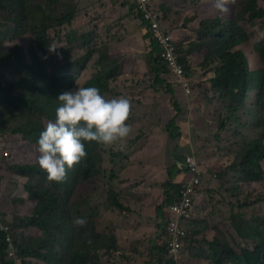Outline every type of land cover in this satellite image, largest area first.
<instances>
[{"label": "rangeland", "instance_id": "374dc122", "mask_svg": "<svg viewBox=\"0 0 264 264\" xmlns=\"http://www.w3.org/2000/svg\"><path fill=\"white\" fill-rule=\"evenodd\" d=\"M59 1L60 4L57 6L54 4V9L50 10L51 12L44 15L42 19L43 22L50 23L52 26L50 35L53 45L50 53L41 55L39 51L42 60L51 73L60 67L70 69V66L81 62L93 50L97 49V45L101 46V44L107 43L102 29H98L96 45L83 47L80 44L85 38L84 36L90 34L88 38H91L96 35L95 32L88 31L90 28L93 30L95 20L105 14V8L116 9L113 0L110 3H105L106 0H73L74 6L81 12V17L78 18L77 16L73 23L76 25L72 28L71 25L56 24L62 13L70 11L68 0ZM232 1L238 3L241 0ZM125 2L129 5L123 7V2L116 5L122 7L120 15L112 12L111 23L113 25L111 28H113L112 31L115 29V37L120 41L136 34L137 37H141L139 35L145 32V30L140 29L139 31L133 26L135 21H133L132 2L134 1L125 0ZM152 2L154 6L160 8L163 14L161 15L164 16V27L172 32L174 39L178 41L191 89L190 94L187 95L183 88L171 79L173 89H181L186 98V110L182 114L186 120V126L183 128V133L181 131V141L177 139L171 142L169 138L167 146H162L153 141L146 143L157 150L154 158L148 160L153 168L151 169L149 165L147 171L143 172L139 179L133 177L135 180L133 181L134 187L142 190L143 183H146V186L151 188L155 201L147 204L138 202L145 206H137V203L134 206V211H126L127 214H125L124 209L117 207L116 200L121 202V197L116 191L118 186L125 183V177L122 167L117 166L118 163L113 159V155L119 157L124 149L128 151L138 139L146 136L150 129H153L151 126H144L139 129V132L136 128H130L133 141L129 140L124 143L119 140L112 145L102 144L100 148L102 158L99 164L102 171L92 180L83 181L79 177L76 179V171L80 165L75 162V172L69 174L67 181L60 182L62 185L60 191L65 195L63 201L67 204L66 184L68 181L72 182V194L69 203L74 218L85 217L86 219V217H90V220L97 222L99 232L107 237L106 243L103 240L102 264H157L159 251L163 247L164 237H166V219L165 216L164 221L161 219L158 210L163 204H158L156 201L162 197L165 183L169 180L174 163H178L179 167L189 175L183 184L190 181L191 174L184 162L186 157L192 156L203 168L200 178L203 176L195 194L196 206L191 226L189 227L187 223L183 225L187 229L190 228L194 238H197L193 242L192 240L187 242L189 258L186 260V264H212L216 250L211 243L217 241V244L226 247L229 251H239L244 242L236 224L239 228L242 226L244 229H248L246 224L248 221L256 222L259 216L264 217V174L262 180L253 181L240 172L244 155H247L258 141L264 139V105L258 102V84L249 90L247 98L241 100V102L245 101L243 102L244 105L235 99H231L229 91L220 93L212 82V78L216 75V70L221 64L219 59L213 60L211 63L205 59L207 50H199L198 48V50H194L196 46L191 48L188 45L191 42L195 44L199 40L212 43L211 38L201 31L203 23L213 21L215 18L222 22L230 21L232 18L233 21H238L240 29L248 34V41L238 44L233 51L245 52L249 56L250 67L254 69L257 64L261 65L260 62H262L256 54L255 48H257V43L260 40H264V19L248 22L245 17H239L237 20L236 12L239 8L234 7L233 2L228 4V0H224L228 12L222 11L216 6L217 0H152ZM261 6L264 7V2H261ZM56 8L58 9L57 12L54 11ZM86 10H88L86 15L90 18L84 16ZM8 13L6 9L0 8V19H2L0 20V40L7 47V51H10L13 45H17L25 51L30 50L34 45L30 35L11 40L10 31L14 24L6 21ZM77 26H81V31L74 36ZM93 39L95 41V38ZM208 45L211 46V44ZM143 47L145 54L148 55V47L144 41ZM96 51L94 59L88 62L86 69L75 71L73 72L74 75L71 73L73 70L70 73L64 72L65 75L76 78L75 88L84 87L88 81L97 75L96 73L101 71L93 63L100 59L98 55L100 49L98 48ZM149 58L146 57L144 60L127 59L128 64L123 70L126 75L124 74V77L120 75L116 79L110 80L111 88L118 86L126 90L134 88L133 92L130 91L131 95H127L130 101L129 115L133 117L137 112L135 106L141 103L140 96L136 92L152 88L153 94L158 98L159 95H163L161 93L166 91L164 89L166 86L159 85L157 89L153 87L155 78L150 72ZM119 71L122 72V69ZM117 96L126 97L123 92V94H107L106 98L110 99ZM176 102L179 100L177 99ZM30 117L32 116L21 112L12 120L8 117L5 118L10 130L5 136L16 135L11 130L27 122ZM125 122H128V117ZM44 123L46 125L48 121H44ZM173 124L176 128L179 127L178 121H173ZM163 129L159 131L166 137ZM14 138L12 142L4 139V145L0 146L13 152L10 159L0 157V209L7 218L4 220L5 224L9 223L8 219L12 221L13 217L16 216L17 218V215H30L35 206V202L29 199L26 192V185L34 179L33 175L21 176L15 171V167L22 165L10 164H13L14 160L16 163L28 164V166L38 164L37 144L27 140L25 143H20L22 137H19L20 139ZM4 149H0V156L3 155ZM175 152L179 158L182 157L180 162H177L179 158L175 157ZM138 168L143 169V164L138 165ZM262 168H264L263 163ZM32 182L36 183V180ZM124 206L126 205L124 204ZM3 208L7 212L4 211V213ZM121 227L127 231L125 236L119 232ZM71 228H73L72 225ZM240 229L242 230V228ZM23 232H26L32 239L40 240L44 237L49 239V236L37 228H15L16 246L18 241L20 242ZM115 241L117 248L109 249L110 245L116 244ZM118 241L123 248L121 254L118 253L121 250ZM18 264L39 263L30 258L25 263L20 261Z\"/></svg>", "mask_w": 264, "mask_h": 264}, {"label": "trees", "instance_id": "16d2710c", "mask_svg": "<svg viewBox=\"0 0 264 264\" xmlns=\"http://www.w3.org/2000/svg\"><path fill=\"white\" fill-rule=\"evenodd\" d=\"M68 1L70 11L62 13L58 17L56 24L61 26L67 24L73 28L76 25L73 23L77 16L78 18L81 17V12L74 6L73 0ZM133 1L132 13L133 21H135L133 26L139 31L143 29L146 32L142 41L146 43L149 51L148 55L144 52V56L150 57V72L155 78L153 87L157 89L159 85L162 87L166 86L164 89L170 92L173 89L172 82H170L173 78V72L168 64L162 62L164 48L152 26L153 20L156 18L160 23H163L164 16H162L160 8L154 6L152 0L148 11L153 14V17H147V11L142 10L143 7L141 9V0ZM110 2L111 0H106L105 3ZM112 2L115 4L116 9L111 7L105 8V14L97 18L93 23V30L90 28L88 31H93L96 35L88 38L90 36L88 34L80 42L83 47H89L92 44L96 45L98 29H102L103 35L105 38H108V40L106 39L107 43L101 44V46L97 45L100 49V52H98L100 59L93 62L101 71L96 73L97 75L84 85V87L96 86L104 97L116 88H111L110 80L116 79L120 75L123 77L125 74L123 70L128 64L127 59H139L141 55H136L133 47L125 48V46L115 52L117 56L112 55L111 47L108 43L120 41L115 37L116 31H112L113 28H111V25H113L111 23L113 19L112 12L120 15L122 7L116 5L122 2L124 3L123 7L129 5L125 0H113ZM232 2L234 7L239 8L236 12L237 20L239 17H245L248 22L264 19V7L261 6V2H264V0H241L238 3L228 0V4H232ZM54 4L57 6L60 4V1L0 0V8L6 9L9 12L6 16V21L14 24L10 31L12 35L11 40H17L20 37L30 35L34 41L33 47L28 51L19 48L17 45H13V48L7 51V47L0 40V146L4 145V139L12 142V139H15L14 137L16 139L22 137L20 143H25V140H27L36 144L40 132L46 126L44 121L55 118V109L59 104V101L56 99L58 95L61 92L75 89L76 78L71 75H65L64 72L70 73L71 70L75 72L86 69L88 62L94 59L95 52H97L98 48L93 50L81 62L70 66L68 70L60 67L52 71V73L49 71L41 55L49 54L52 48L53 43L50 35L52 26L50 23L43 22L42 19L44 15H48L54 9ZM54 11L57 12L58 9L56 8ZM87 13L88 10L84 12V16L90 18L86 15ZM231 19L230 21L222 22L220 19L215 18L213 21L203 23L201 31L211 38L212 43L199 40L195 44L191 42L188 47L192 48V46H196L194 50H207L205 59L211 61V63L213 60L219 59L221 64L216 70V75L212 78V82L220 93L229 91L231 99L241 102V100L247 98L249 90L255 84H258V102L264 105V40H260L257 43V48H255L256 54L262 61L260 62L261 65L257 64L253 69L250 67L249 56L245 52L233 51L235 46L248 41V34L243 29H240L238 21ZM164 29L166 28L164 27ZM80 31L81 26H77L76 34L73 35L76 36ZM167 31L173 36L172 39L176 45L175 54L185 69L178 41L174 39L172 32ZM93 38H95V41ZM125 40L124 38L121 43L124 44ZM208 44H211V46ZM119 69H122V72ZM21 112L32 117L27 122L11 130L16 135L12 137L5 136L10 131L5 118L8 117V119L12 120L13 117L19 116ZM167 130L170 132L171 141H173L175 136L179 137V141H181V130L174 126L172 120H170ZM101 147L102 143L95 141L85 142L87 154L78 161L80 168L76 171V179L79 177L83 181H88L100 174L102 171V167L99 165L102 158L100 153ZM0 149L4 148L0 147ZM12 153L10 149H4L3 155L0 157L2 159H10ZM262 163L264 164V139L258 141L255 147L247 155H244L240 172L250 180H262L264 174ZM16 164L22 165L15 167V171L19 175L30 174L34 177L26 185V192L29 199L35 202V206L30 215H17V218L16 216L12 218L10 224H12L14 236H16L15 228H37L49 236V239L45 237L40 240L32 239L26 232H23L20 242L18 241L19 245L17 243L16 246V242L15 244H11L8 241V234L0 227V264H18L17 260L10 256L12 250L16 251V254L18 252L19 258L23 259L24 262L31 258L37 260L39 264L44 262L47 264H102L101 252L104 250L103 240L106 243L107 237L99 232L97 222L92 221V219L90 220V217H86V219L85 217L74 218L72 207H70L69 203L72 194V182L68 181L66 184L67 204L63 201L65 195L60 191L62 187L60 182L67 181L69 174L75 172L74 165L66 170L63 180L54 181L48 179L47 173L38 164L28 166V164L16 163V160H14L13 164L10 165ZM173 172V170L170 172V181L165 183V202L158 208L160 217L163 220L165 216L164 208L168 203L178 201L180 199V191L182 190L183 183L172 179ZM35 180L36 183L32 182ZM116 201L117 207L125 209L124 204L118 200ZM2 211L6 210L3 208ZM3 217L5 218L4 215ZM80 218L85 223H77V219ZM165 219L167 221V216H165ZM246 224L248 229L240 226L242 230L236 224V228H238L244 242L239 251H229L226 247L217 244V241L211 243L216 250L212 264H264V217L259 216L256 222L248 221ZM71 225L73 228H71ZM188 226L190 227L191 224ZM188 233L187 241L192 240L193 242L197 240V238H194L190 228L188 229ZM108 248L116 249L117 245L113 243ZM159 252L157 264H170L166 244L160 248Z\"/></svg>", "mask_w": 264, "mask_h": 264}, {"label": "clouds", "instance_id": "9594fccd", "mask_svg": "<svg viewBox=\"0 0 264 264\" xmlns=\"http://www.w3.org/2000/svg\"><path fill=\"white\" fill-rule=\"evenodd\" d=\"M216 6L223 8L222 0H217ZM257 89L259 92V87ZM56 99L59 104L55 109V118L48 121L36 141L39 154L37 162L47 173L49 180L61 181L66 175V170L86 156L85 142L95 141L112 145L129 135L130 127L125 121L129 115L130 101L124 96L105 98L96 86L67 90L61 92ZM193 217L194 213L186 222L187 225L191 224ZM76 222L85 223L82 218ZM13 237L16 242L14 232ZM11 252L10 256L17 262H24L19 258L18 252L15 256H12ZM187 252L189 251L186 244L185 263L189 258Z\"/></svg>", "mask_w": 264, "mask_h": 264}, {"label": "crops", "instance_id": "0c3cea01", "mask_svg": "<svg viewBox=\"0 0 264 264\" xmlns=\"http://www.w3.org/2000/svg\"><path fill=\"white\" fill-rule=\"evenodd\" d=\"M222 2L224 7L219 9L228 12V10L226 9L225 2L223 0ZM162 24L164 25V23ZM145 33L146 32H143V34L141 35L138 34L141 37H137L136 36L137 34L131 35L130 38L126 39L123 42L124 44H122L121 41L109 42L108 44L111 47L112 55L117 56L115 52L123 48L124 46L125 48L133 47V49L136 52V55L141 54L139 56V59L144 60V58L146 57L144 56L145 50L142 45L143 43L142 40ZM106 39L108 40V38ZM133 90L134 88H129L128 90H126L125 88L116 87L113 91L107 94H111V93L123 94L124 92L127 97L128 94L131 95L130 91L133 92ZM152 91L154 92L152 88H148L143 91L136 92V94L140 96L141 103L135 106V110L137 111L135 117L128 115L129 123L127 122V124L129 125L130 128H136L137 132H139V129L144 126H151L153 127V129H150V132L146 136H144L141 139H138L136 141V144L133 147L129 148L128 151L124 149L119 157L113 155V159H115V162L118 163L117 166L122 167L123 176L125 177L124 178L125 183L118 186L116 191L121 197V203L122 204L124 203L126 205L124 209L125 214H127L126 211L129 212L131 210L134 211L135 209L134 206H136L138 202H144L145 204H147V203H154L155 201V198H153L152 196L153 195L152 190L151 188L149 189L146 186V183H143L142 190H139L138 188L134 187V182H133L135 181L134 178L139 179L142 173L143 172L145 173L147 171L149 165L151 169L153 168L152 164H149L148 160L154 158L155 154L157 153V150L156 148L154 150L153 148H151L152 146L146 143L153 141L162 146L164 145L167 146L168 139L170 138V132L167 131V126L170 123V120L178 121V126H179L178 128L179 130L182 131V133H183V128L186 126V120L182 116L183 111L186 110V104H185L186 98L184 97L185 94H183V91L181 89H172L170 92L166 90L164 93H161L163 95L162 96L159 95L158 98H156V96L153 94ZM107 94L105 95V98ZM177 99L179 100V102H176ZM160 129H163V131L166 133V137L164 134L160 133L159 131ZM132 139L133 136L129 133V135L123 138L122 141L124 143H127L129 140L133 141ZM177 139L179 140V137L175 136L173 141H171L172 140L171 138L170 141L174 142V140ZM175 154H176L175 157L179 158L176 152ZM181 159L182 157H180L177 162H180ZM142 164H143V169L138 168V165H142ZM172 170L174 171L172 179L178 181L179 183L180 182L183 183L185 180H187L189 176L188 173H186L183 169H181L178 163L173 164ZM131 185L133 186L131 187ZM163 199H165L164 192L162 194V197L158 199L156 203L158 202V204L161 203L163 204L165 202ZM137 206L143 207L145 205L138 203ZM119 232H122L124 236L127 233L124 227L119 228ZM118 244L121 248V250L118 253L121 254L123 248L119 241Z\"/></svg>", "mask_w": 264, "mask_h": 264}, {"label": "built area", "instance_id": "2783aa9c", "mask_svg": "<svg viewBox=\"0 0 264 264\" xmlns=\"http://www.w3.org/2000/svg\"><path fill=\"white\" fill-rule=\"evenodd\" d=\"M151 0H141V9L147 11V17H153L152 13L148 11ZM153 30L157 35L164 51L162 52V62L168 64L173 72L172 81L181 86L184 92L189 95L190 87L185 75L184 65L181 64L175 54L176 45L173 42L172 35L164 29L162 23L156 18L153 20ZM185 167L191 174V179L182 185L180 191V199L173 203L167 204L165 207L167 221H166V244L170 264H186L185 246L188 237V230L185 228L184 223L192 218L195 208V194L201 183L200 174L203 173V168L199 162L192 156L185 159ZM7 219V218H6ZM0 213V227L8 234V241L15 244L13 237L12 222L10 219L8 224L4 223L6 220ZM16 252L12 250L11 255L15 256Z\"/></svg>", "mask_w": 264, "mask_h": 264}]
</instances>
